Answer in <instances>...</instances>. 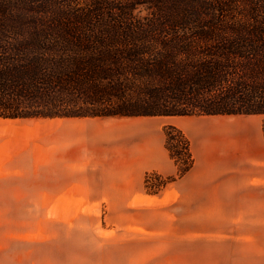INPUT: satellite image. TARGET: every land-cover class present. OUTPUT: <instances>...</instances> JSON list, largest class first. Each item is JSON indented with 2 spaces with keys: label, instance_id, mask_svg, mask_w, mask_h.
Masks as SVG:
<instances>
[{
  "label": "trees",
  "instance_id": "16d2710c",
  "mask_svg": "<svg viewBox=\"0 0 264 264\" xmlns=\"http://www.w3.org/2000/svg\"><path fill=\"white\" fill-rule=\"evenodd\" d=\"M158 115L264 117V0H0V119Z\"/></svg>",
  "mask_w": 264,
  "mask_h": 264
},
{
  "label": "crops",
  "instance_id": "0c3cea01",
  "mask_svg": "<svg viewBox=\"0 0 264 264\" xmlns=\"http://www.w3.org/2000/svg\"><path fill=\"white\" fill-rule=\"evenodd\" d=\"M217 116L221 115L179 117L205 120L199 121L198 126H192L190 121L181 122L194 143L196 161L189 172L168 185L160 195L147 193L145 180L150 173L160 178L177 175L178 166L165 146L161 121L173 116L122 117L132 121H125L121 129H111L115 130L114 134L119 130L120 147L104 144L101 139L91 143L89 137H83L87 134L84 131H89L86 125L77 126L80 138L72 131L74 126H60L33 141L38 147V159L33 153L35 150L30 148L33 159L28 165L25 157L24 164L15 160L25 149L13 150L12 139L0 138V182L11 183L9 192L13 191L12 195H3L2 202L12 216L21 215L22 209L15 203L26 197H31L30 210L26 207L23 215L36 208L35 217L13 218L14 227L19 231L13 237L26 239L29 232L34 237L22 240L24 243H41L45 240L47 224L69 223L78 213L74 214L76 209H71L68 213L73 214L60 218L67 214L60 208L64 198L95 197L89 193H104L98 197L124 193L128 197L127 213L161 210L171 220L172 229L186 230L188 234L197 231L200 264L207 261L209 264H264V201L245 195L264 193V139L252 141L247 134L240 136L241 127L236 124H231L227 130L228 126L218 124ZM105 118L113 117L68 120ZM213 138L229 143L215 147L204 144ZM29 144L32 146L31 142ZM31 179L38 182L36 196L32 195ZM140 195L143 197L136 199L132 204L136 206L132 207L130 202ZM190 196L200 201L197 212H190L193 205ZM92 201L90 205L98 203ZM192 214H199L197 222H191ZM126 227L127 231L133 227L148 233L154 229L141 224Z\"/></svg>",
  "mask_w": 264,
  "mask_h": 264
},
{
  "label": "rangeland",
  "instance_id": "374dc122",
  "mask_svg": "<svg viewBox=\"0 0 264 264\" xmlns=\"http://www.w3.org/2000/svg\"><path fill=\"white\" fill-rule=\"evenodd\" d=\"M179 117L186 116L161 118L166 135L165 146L169 152L170 149L173 150L174 156L171 152L170 155L178 166L177 175L160 178L158 174H148L145 180L147 193L163 194L168 185L185 175L194 166L196 161L193 151L194 143L187 133V129H183L184 125L181 122L189 123L190 121L192 126H198L199 121L205 120L195 117L189 119ZM216 119L219 125L228 126L227 130L231 124L241 127L240 136L247 134V137H250L252 141H256L260 137L264 139V117L262 115H221L217 116ZM125 121L132 120L121 116L81 121L56 117L0 119V138L12 139L13 146L11 149L13 150L25 149L22 153L20 152L21 155H18L19 158H15V160H21V163L24 164L23 157H25V163L28 165L30 159H33L30 148L35 150L33 153L38 159V147L36 142L33 144V141H38L39 137L60 126H74L72 131H75L76 136L80 138L81 132L77 126L86 125L85 127L89 131H84L87 134L83 137H89L91 143L101 139L104 144L109 143L120 147L118 143L122 139H120L119 130L114 134L112 131L115 130L111 129L113 127L121 129L125 126ZM168 134L172 138L170 146L167 144ZM30 142L32 146L29 144ZM200 142L203 141L200 140ZM207 143L210 144L209 146L215 147L223 146L229 141L213 138L211 142L206 141L204 144L207 145ZM182 169H186V171L180 175ZM30 185L33 192L38 189L37 181L31 179ZM11 186L12 184L7 181L0 182V264H200L197 231H191V234H188L186 230L172 229L171 220L167 219V215L161 210H140L138 213L132 210L127 213L125 202L128 197L124 196V193L122 196L120 195L122 193H106L110 194L109 197H98L104 193H89L95 197L64 198V205L60 208L64 212L67 211V214L60 218L65 219L73 214L68 213L71 209H76L74 214L78 213V215L68 220L69 223L67 224L65 222L62 225L47 224L45 240L41 243H24L22 240L32 239L33 233H26L28 234L25 236L26 239L14 238L13 236L19 231L14 227L13 218L35 217L33 213L36 212V208L35 210L32 208L29 214L23 215L26 207L30 210L31 197H26L24 201L15 203L21 207V215L12 216L3 203L4 201L1 200L5 199L3 195L7 193L12 195L13 191L9 192ZM156 189L159 194L153 192ZM36 194V192L32 193L33 196ZM245 195L246 197L254 196L256 200L264 201V193H246ZM140 196L130 202L132 207L136 206L132 205L136 199L143 197ZM92 200H96L98 203L90 205ZM190 200L193 202L189 208L190 212H197L200 205L198 197L190 196ZM33 205H35V201ZM226 215L230 216L229 214ZM198 216L199 214H192L191 222H197ZM129 224L147 225L154 229L150 230L151 233L141 229H133V227L127 231L126 226Z\"/></svg>",
  "mask_w": 264,
  "mask_h": 264
},
{
  "label": "built area",
  "instance_id": "2783aa9c",
  "mask_svg": "<svg viewBox=\"0 0 264 264\" xmlns=\"http://www.w3.org/2000/svg\"><path fill=\"white\" fill-rule=\"evenodd\" d=\"M154 178V177H153ZM150 179H151V177H150ZM154 180V179H153ZM152 182V181H151Z\"/></svg>",
  "mask_w": 264,
  "mask_h": 264
}]
</instances>
